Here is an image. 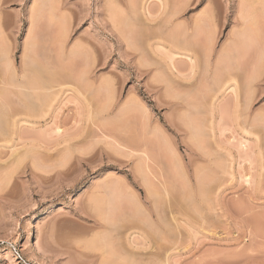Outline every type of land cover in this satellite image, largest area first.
Instances as JSON below:
<instances>
[{"label": "rangeland", "instance_id": "374dc122", "mask_svg": "<svg viewBox=\"0 0 264 264\" xmlns=\"http://www.w3.org/2000/svg\"><path fill=\"white\" fill-rule=\"evenodd\" d=\"M112 1L0 0V264H264V0Z\"/></svg>", "mask_w": 264, "mask_h": 264}, {"label": "bare ground", "instance_id": "6f19581e", "mask_svg": "<svg viewBox=\"0 0 264 264\" xmlns=\"http://www.w3.org/2000/svg\"><path fill=\"white\" fill-rule=\"evenodd\" d=\"M112 1V0H111ZM123 1V0H122ZM127 2H129V3H131V5H132V7H130L129 6V3H128V7H129V9H127V8H125V10L127 11V13H130V14H134L133 16H137V9H135L134 8V6L135 7H137V1L135 2L134 0H126ZM133 1L136 3H133ZM112 2H114L115 3V1L113 0ZM117 2V1H116ZM140 2V1H139ZM143 2V1H142ZM133 3V4H132ZM134 5V6H133ZM144 6H145V1H144ZM175 6V5H174ZM127 7V6H126ZM176 7V6H175ZM184 8V7H183ZM182 8V9H183ZM146 9H148V7L146 8ZM175 9H178V7L177 8H175ZM181 9V8H180ZM121 10H123V12H124V9H121ZM184 10V9H183ZM125 11V12H126ZM139 11V10H138ZM142 11H143V9H142ZM173 11V10H172ZM176 12H177V10H175ZM179 11H182V10H179ZM176 12H174L175 14H176ZM115 13H117V11H115ZM180 13V12H179ZM136 14V15H135ZM150 14V13H149ZM177 14H178V12H177ZM117 15H119V14H117ZM126 15H128V14H126ZM138 15H139V13H138ZM144 15V14H143ZM124 16V15H123ZM175 16V15H174ZM130 17H131V15H130ZM173 18V17H172ZM165 21V20H164ZM168 21H169V18H168ZM176 22V21H175ZM166 23V22H165ZM173 24V23H172ZM172 24L170 25V22H169V25L171 26V27H173L172 26ZM199 25V24H198ZM181 26H182V24H181ZM180 26V27H181ZM167 27H168V25H167ZM180 27H177V28H180ZM199 27V26H198ZM195 28V27H194ZM197 28V27H196ZM195 28V29H196ZM139 29V28H138ZM184 30V29H183ZM188 30V29H187ZM194 30V29H193ZM176 31V30H175ZM174 30H173V32H175ZM131 32V31H130ZM172 32V31H171ZM186 33L188 32V31H185ZM163 34H165V33H163ZM170 34V33H169ZM187 34H190V32L189 33H187ZM237 34V33H236ZM182 35V34H181ZM195 35V34H194ZM130 36V35H129ZM176 36V35H175ZM184 36V35H183ZM191 35H189L188 37H190ZM171 37V36H170ZM236 37V36H235ZM173 38H174V36H173ZM171 39V38H170ZM202 40V39H201ZM175 41V40H174ZM180 41H182V39L180 40ZM179 40L177 41V42H180ZM185 41V40H184ZM203 42H204V40H202ZM196 42V41H195ZM205 43V42H204ZM180 44V43H179ZM178 44V45H179ZM191 44H193V43H191ZM196 44H197V42H196ZM200 44V43H199ZM173 45H174V43H173ZM233 46H234V44H232ZM180 46V45H179ZM183 47H184V45H183ZM186 47H187V45H186ZM199 47V46H198ZM180 47H178V49H179ZM204 48V47H203ZM187 49V48H186ZM199 49H200V47H199ZM199 49H197V50H199ZM205 49V48H204ZM140 50V49H139ZM190 50V49H189ZM191 51V50H190ZM201 51V50H200ZM204 52H206V51H204ZM210 52V51H209ZM4 53V52H3ZM175 53V52H174ZM197 53V52H196ZM4 54H6V53H4ZM210 54V53H209ZM7 55H8V53H7ZM6 55V56H7ZM175 55H176V53H175ZM175 55H173L172 54V56H171V64H173V60H174V57H175ZM204 55V54H203ZM0 56H1V54H0ZM4 57V55L1 57V58H3ZM8 57V56H7ZM29 58V57H28ZM206 58V57H205ZM7 59V58H6ZM207 59H208V57H207ZM199 61V60H198ZM205 62H207V61H205ZM26 61H24V68H25V65H26ZM34 63V62H33ZM193 63V62H192ZM154 64V63H153ZM8 65V64H7ZM6 65V66H7ZM10 65V64H9ZM32 65V64H31ZM157 66V65H156ZM174 66V65H173ZM208 66V65H207ZM194 67V66H193ZM193 67H191V68H193ZM33 68V67H32ZM6 69V68H5ZM22 69V68H21ZM28 69V68H27ZM35 69V68H34ZM167 69V68H166ZM11 75H10V79H11V82H12V85H14V86H16V87H18L19 89H20V87L22 88V89H24V90H26V91H28V93L31 91V90H34V89H36L35 88V86H31L30 84L28 85V83H26V81L24 80V78L23 77H25L24 75H21V74H19V72H18V70L19 69H16V66L14 65V64H11ZM36 70V69H35ZM34 70V71H35ZM192 70V69H191ZM24 72H26V71H24ZM28 72V71H27ZM26 72V73H27ZM192 72V71H191ZM191 72H189V74L191 73ZM9 73V72H8ZM21 73V72H20ZM30 73V72H29ZM25 74V73H24ZM34 74V73H33ZM161 74V73H160ZM4 75V74H3ZM32 77H33V75H32ZM159 77V76H158ZM188 77V76H187ZM34 78V77H33ZM3 79H5L4 77H3ZM41 79V78H40ZM164 79V78H163ZM166 80V79H165ZM169 80V79H168ZM171 80V79H170ZM3 81V80H2ZM49 81V80H48ZM158 81H160V80H158ZM10 82V83H11ZM50 82V81H49ZM171 82V81H170ZM170 82H169V84H170ZM35 83V82H34ZM36 83H37V81H36ZM44 83V82H43ZM48 83V82H47ZM51 83V82H50ZM2 84V83H1ZM38 84V83H37ZM165 84H166V82H165ZM5 85H6V83H5ZM9 85V84H8ZM33 85V84H32ZM45 85H47L48 86V84H45ZM43 86H44V84H43ZM7 87V86H6ZM34 87V88H33ZM178 87V86H177ZM48 88V87H47ZM172 88H173V86H172ZM44 89H45V87H44ZM170 89V88H169ZM174 89V88H173ZM172 89V90H173ZM178 89V88H177ZM17 91V90H16ZM20 91V90H19ZM35 91V90H34ZM42 91V90H41ZM52 91V90H51ZM191 91V90H190ZM189 91V92H190ZM37 92H38V90H37ZM188 92V91H187ZM31 93V92H30ZM32 93H33V91H32ZM39 93V92H38ZM42 93V92H41ZM18 95V94H17ZM21 95V94H20ZM31 95H33V94H31ZM30 95V96H31ZM22 96V95H21ZM25 96V95H24ZM38 96V95H37ZM175 96H177V95H175ZM187 96V95H186ZM31 98V97H30ZM38 98V97H37ZM178 98V97H177ZM180 98V97H179ZM188 98V97H187ZM31 100V99H30ZM188 100V99H187ZM185 101V100H184ZM37 106V105H36ZM190 107V106H189ZM196 108V107H195ZM1 111V110H0ZM191 112V111H190ZM198 112V111H197ZM135 136V135H134ZM137 136V135H136ZM135 136V137H136ZM139 136V135H138ZM134 138V137H133ZM132 139V138H131ZM136 140V139H135ZM146 141V140H145ZM149 141V140H148ZM133 142V141H132ZM129 143H131V142H129ZM150 143V142H149ZM148 143V144H149ZM138 144V143H137ZM136 145V144H135ZM146 151V150H145ZM149 153V152H148ZM133 154V153H132ZM134 155V154H133ZM141 155V154H140ZM149 155V154H148ZM145 156V155H144ZM26 158V157H25ZM145 160V159H144ZM148 160H149V158H148ZM141 161V160H140ZM141 163H142V161H141ZM140 164V163H139ZM137 166V165H136ZM151 168H152V165H151ZM140 169H141V167H140ZM153 169V168H152ZM139 171V170H138ZM151 171V170H150ZM149 171V172H150ZM148 172V173H149ZM153 172V171H152ZM138 173H140V172H138ZM145 173V172H144ZM140 174H142V173H140ZM150 174V173H149ZM107 188V187H106ZM110 188H111V186H110ZM112 189V188H111ZM108 190H109V188H108ZM150 190V189H149ZM149 190H148V192H149ZM152 191V190H151ZM111 193H112V191H111ZM114 193V192H113ZM112 193V194H113ZM150 197H151V195H150ZM110 198V197H109ZM137 198V197H136ZM110 200V199H109ZM137 200H138V198H137ZM140 207V206H139ZM143 207V206H142ZM141 212V211H140ZM148 216V215H147ZM162 217V216H161ZM149 218H150V216H149ZM167 219V218H166ZM163 220V219H162ZM148 221H150V220H148ZM164 221V220H163ZM163 221H162V223H163ZM177 221V220H176ZM150 223V222H149ZM115 225V224H114ZM160 226V225H159ZM168 227V226H167ZM173 227H175V226H173ZM116 228V227H115ZM170 228H172V227H170ZM158 229V228H157ZM113 230V229H112ZM117 230H118V228H117ZM158 231H159V229H158ZM160 232V231H159ZM173 233H174V231H172ZM163 233V232H162ZM159 234V233H158ZM160 234H161V232H160ZM176 234V233H175ZM177 235V234H176ZM162 236H163V234H162ZM175 236V235H174ZM160 237V236H159ZM176 239V236H175V238L174 239H172V240H175ZM177 241V240H176ZM127 243V242H126ZM129 245H131V246H133V247H136V249L138 248V249H141V250H146L147 248H148V246H147V244H146V242H143L142 244H138V243H134V242H131L130 240H129ZM123 245V244H122ZM125 245V244H124ZM127 246H128V244H126ZM118 246V245H117ZM122 247V246H121ZM132 247V248H133ZM132 248H131V251L130 250H128V252L126 253V255H128L127 257L128 258H130L131 256H133L132 254H134V252L132 251ZM116 250H117V248H115ZM118 249H119V247H118ZM126 250V249H125ZM135 250V249H134ZM140 250V251H141ZM115 252V251H114ZM126 252V251H125ZM133 252V253H132ZM138 252V251H137ZM141 253V255L143 254L142 252H140ZM139 255V254H138ZM122 256V255H121ZM127 258V259H128ZM161 259H162V257H160ZM126 260V259H125ZM135 260V259H134ZM145 260H146V258H145ZM130 261V260H129ZM142 261H144V260H142ZM133 262V261H132ZM159 262V261H158ZM162 262H163V260H162ZM168 264H171V260H170V258H168L167 259V261H166ZM162 264V263H161Z\"/></svg>", "mask_w": 264, "mask_h": 264}]
</instances>
